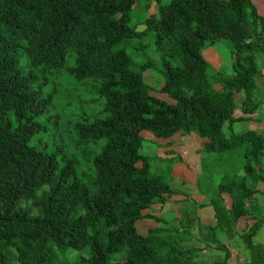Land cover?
<instances>
[{
  "label": "trees",
  "instance_id": "16d2710c",
  "mask_svg": "<svg viewBox=\"0 0 264 264\" xmlns=\"http://www.w3.org/2000/svg\"><path fill=\"white\" fill-rule=\"evenodd\" d=\"M143 1L149 14L138 29L140 0H0V264H196L198 248L177 247L165 229L137 231L138 220L162 222L152 211L177 193L140 153L143 130L160 140L194 133L216 158L244 149L239 180L218 183L198 207L212 208L214 229L241 238L245 264H264L254 241L264 223L255 197L264 134L233 131L257 107L264 18L252 0ZM149 34L166 98L144 79L155 60L126 50L136 39L133 51L145 48ZM217 41L233 48L231 72L203 58ZM243 216L253 223L242 230ZM211 242L224 256L209 264H227L228 246L215 234Z\"/></svg>",
  "mask_w": 264,
  "mask_h": 264
},
{
  "label": "rangeland",
  "instance_id": "374dc122",
  "mask_svg": "<svg viewBox=\"0 0 264 264\" xmlns=\"http://www.w3.org/2000/svg\"><path fill=\"white\" fill-rule=\"evenodd\" d=\"M165 1V0H162ZM258 12L264 16V0H253ZM156 11V5H153L150 12ZM149 14L145 9V2L140 0L139 6L132 16L133 22L137 21V28L143 29L141 25ZM145 48L133 51L134 44L138 39L130 42L126 50L131 53L134 60L143 61L146 59L155 60V66L149 68L144 73L145 81L153 88L154 93L162 98L164 94L159 92L162 87L163 78L160 72L158 53L156 52L153 36L149 34L144 40ZM203 58L209 62L214 69H220L223 72H231L232 62L234 60L233 48L228 41L207 42L202 51ZM264 54L260 51L255 53V57L264 59ZM262 81V79H260ZM259 83V81H258ZM263 95L256 94L254 100L263 99ZM67 98L64 95L56 97L59 109L65 105ZM243 96H237L234 112L240 113L239 106L242 104ZM86 108V107H85ZM91 107H87L89 111ZM59 121V130L63 138L72 143L71 132L66 119ZM234 128V133H240L245 130L243 127ZM141 136L146 139L140 148V153L154 157L151 164V171L167 179L173 190L177 193L167 199L162 209L152 211L155 215L163 219L156 223L150 219H141L136 222L137 231L141 235H146L148 228L161 227L165 229L162 235L166 240L174 243L180 248H198L195 254L196 264H209L213 257L223 255V252L215 249L211 242V234L224 242L229 249V264H245L249 257V252L243 246L239 236L229 239L219 228H213L215 220L211 207H198L199 204L208 202L209 199L217 194V185L220 182L239 180L242 174V163L244 149L233 150L225 153L221 157L205 155L202 152V141L194 133H177L167 139H155L150 132L143 130ZM261 166H264V157L261 159ZM260 183H258L259 185ZM264 189V184L261 186ZM225 201L229 204L226 195ZM184 211H188L190 219L184 216ZM146 212V211H145ZM264 214V208H260ZM253 223V219L243 216L238 222L239 229H246ZM254 241L264 246V223L254 237Z\"/></svg>",
  "mask_w": 264,
  "mask_h": 264
},
{
  "label": "crops",
  "instance_id": "0c3cea01",
  "mask_svg": "<svg viewBox=\"0 0 264 264\" xmlns=\"http://www.w3.org/2000/svg\"><path fill=\"white\" fill-rule=\"evenodd\" d=\"M252 2H253V0H252ZM253 4H254V2H253ZM261 16H263V15H261ZM263 18H264V16H263ZM255 61H256V67H257V87H256V91H255L254 97H255L256 94L261 92V94L263 95L262 96L263 99L262 100L261 99H257L255 101L254 97H253V100L255 102H257L256 109L251 111V112H248V113L244 114V116H246L248 118L246 120H244V121L236 123L233 126V131H234V128L236 126L240 125L238 127V128H240L244 124L243 127L245 128V130H254L256 132H261V133L264 134V59H262L261 57H258V58L255 57ZM218 70H220V69H218ZM260 79H262V81ZM258 81H259V83H258ZM238 96L239 97L243 96V94H239ZM239 109H240V106H239ZM234 113L237 116L242 114L241 109H240V113H237V112H234ZM245 130H243V131H245ZM262 167H264V166H262ZM259 183L260 184L257 185V188H258L259 192L255 195V197H256V200L259 203L260 207L264 208V189L261 187L264 184V182H259ZM204 203H208V202H204ZM262 215H264V214H262ZM223 256H224V252H223V255H217V257H220V258H222ZM227 264H229V258L227 260Z\"/></svg>",
  "mask_w": 264,
  "mask_h": 264
},
{
  "label": "built area",
  "instance_id": "2783aa9c",
  "mask_svg": "<svg viewBox=\"0 0 264 264\" xmlns=\"http://www.w3.org/2000/svg\"><path fill=\"white\" fill-rule=\"evenodd\" d=\"M262 46H263V48H264V40H263V42H262Z\"/></svg>",
  "mask_w": 264,
  "mask_h": 264
}]
</instances>
